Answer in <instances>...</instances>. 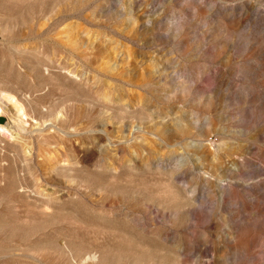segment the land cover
I'll return each mask as SVG.
<instances>
[{
	"label": "rangeland",
	"instance_id": "rangeland-1",
	"mask_svg": "<svg viewBox=\"0 0 264 264\" xmlns=\"http://www.w3.org/2000/svg\"><path fill=\"white\" fill-rule=\"evenodd\" d=\"M0 74L78 131L0 112V264H264V0H0Z\"/></svg>",
	"mask_w": 264,
	"mask_h": 264
},
{
	"label": "bare ground",
	"instance_id": "bare-ground-1",
	"mask_svg": "<svg viewBox=\"0 0 264 264\" xmlns=\"http://www.w3.org/2000/svg\"><path fill=\"white\" fill-rule=\"evenodd\" d=\"M67 72L73 73L74 77L72 76V79L75 82L81 80L80 75L76 71ZM62 74L66 76L65 72ZM0 105H2L0 112L10 117H22V120L27 123L25 127L18 123H10L9 125L14 133L26 138L24 142H6V146L4 147L3 145V147L11 153L10 159L15 167L19 166L20 170L29 167L30 163H34L30 158L32 151L31 142L33 139L45 144L49 143L51 139L65 140L70 135L77 134L78 132L75 127H64V122L66 120L65 108L56 110L53 108L54 110H52L49 106L40 104L39 101L37 102L32 93L22 85V81L18 76L0 74ZM20 128L24 130V133L21 134L18 131ZM24 146L28 148L27 154L23 150ZM51 168L54 170H63L67 168V166L64 163H57L52 165ZM19 173L20 171L17 170L16 174L18 175ZM33 204L36 207L38 215L46 216L54 212L52 208L45 205L43 202L34 201ZM93 258L95 259V257Z\"/></svg>",
	"mask_w": 264,
	"mask_h": 264
}]
</instances>
